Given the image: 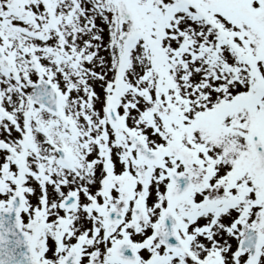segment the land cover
Returning a JSON list of instances; mask_svg holds the SVG:
<instances>
[{
    "label": "snow or ice",
    "instance_id": "snow-or-ice-1",
    "mask_svg": "<svg viewBox=\"0 0 264 264\" xmlns=\"http://www.w3.org/2000/svg\"><path fill=\"white\" fill-rule=\"evenodd\" d=\"M0 264H264V0H0Z\"/></svg>",
    "mask_w": 264,
    "mask_h": 264
}]
</instances>
